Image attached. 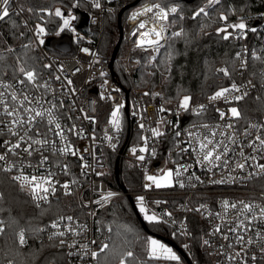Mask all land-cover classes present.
<instances>
[{"label": "built area", "instance_id": "1", "mask_svg": "<svg viewBox=\"0 0 264 264\" xmlns=\"http://www.w3.org/2000/svg\"><path fill=\"white\" fill-rule=\"evenodd\" d=\"M115 2L116 0H99L101 7L96 8L94 0H91L94 10L88 14V33L80 29L77 19L72 24L76 30L75 33L65 30L74 41L72 55L58 56L48 53L44 45L39 43L40 39H44L46 35L38 36L36 28H33L24 18L33 43L40 52L45 65H51V67H45V70L37 72V83L39 85L46 84L47 87L36 88L27 82L21 85L19 80L24 78L22 75L0 80V82L13 86L9 92L15 90L18 95L26 93L33 100V104L29 106L38 109L43 106V109H48L52 104H55L56 122L61 125L66 137V140L61 141L56 135L59 130L55 128V124L48 125L45 116L38 126L33 127V131L29 135L34 136L38 127L40 132L47 134L49 140L55 141L54 148L46 146L42 149L43 155L48 157L47 164L38 169L36 165L41 159L40 152H33L29 156L22 149L17 150L18 156L8 154L7 163L0 161L2 171L10 164L16 165L12 171H4L12 177L19 175L21 168L25 175L44 173L46 170L55 173L54 181H58L57 191L54 195L49 194L48 201H39V206L47 205L50 201L60 199V197L77 199L80 203V209L77 212H69L60 216L65 220L60 223L58 229H53L51 224L57 222L60 217L43 229L44 238L47 241H55L56 250L64 256L61 263L54 264H99L100 255L107 250L101 252V246L103 244L109 246L111 241L110 231L105 230L99 222L100 211L121 197L131 198L138 210L139 202L136 197L140 195L144 196L149 214H155L181 242V247L174 240H170L173 245L169 244L171 248L180 252V261H166L163 258L154 260H161L164 262L163 264H199L194 252L192 237L194 233L192 224L196 222L200 225L201 246L208 256L213 258V264H244L245 260H247V264H264V251L261 250L264 248V221L256 220L251 224H247L245 221L247 228L237 227L239 221L244 220L243 216H239V209L242 207L241 201L264 207V173L259 172L256 168L257 163L264 164V152L259 149L254 151L253 148L248 147V144L255 140L257 135L264 138V129L249 127L251 124L264 125V12L255 16V22H252L251 18L246 19L249 29L256 28V32L247 31L243 36L238 32L244 40L237 49V55L239 54L237 69L241 80L234 83L238 86L247 85L250 80L254 87L249 85L246 89H242V91H248V96L238 103L235 101L227 103L224 100L211 102L209 97L214 92L203 100H191L190 110L185 112L183 109H179L180 101H173L166 97L162 85L153 90L142 89L136 85L134 61L131 60L132 53L135 50H151L136 47V42L140 39V32L147 31V29L138 30V25L141 22H149L152 13L140 16L136 20H133L132 16L138 11H143L145 6L155 3L139 6L129 13L123 27L122 40L126 52L123 70L129 82V88L122 87L115 80L111 57L102 54L100 43L94 37L95 33L102 31L105 15L115 11ZM11 6L13 11L22 14L16 0H10V13ZM64 13L66 16L69 13L75 16L71 11ZM152 26V23L148 24L149 28ZM134 31L137 32L135 36L132 35ZM167 31L169 34V23H167ZM59 35L55 34V36ZM84 48H87L91 54L85 53L82 50ZM253 53L255 56H260L261 59H255ZM244 60L247 61L246 68L242 67ZM101 73H106V75H101ZM69 80L72 81L71 84H68ZM114 89H119V91ZM0 91H4V89L0 88ZM145 93L149 94L145 95ZM157 93L159 95H156ZM231 95H239V93ZM253 96L259 97L254 103L253 115L245 117L244 113L250 111L248 109L249 98ZM7 98L11 103V97ZM119 104H123L124 107L121 109V129L117 132L109 121L112 111ZM127 105L128 109L126 110ZM200 105H204V110L197 114L193 109H199ZM230 107H238L241 110L239 120L231 118L230 114L225 119H220L217 109L227 113ZM161 108H164L165 111H160ZM199 118H203L204 121H197ZM37 119L39 120V118ZM125 124L134 133L129 145L127 144L128 138L125 141L122 140ZM141 124L144 125L143 128L140 127ZM203 124L210 127L204 128L201 126ZM227 124H232L233 128L228 129ZM8 126H10V118L3 114V108L0 106V154L10 146L5 145L4 141L16 142L17 140V137L12 136L8 131ZM49 128L52 131H48ZM157 128L163 132L160 137H155L152 134L151 130ZM69 129L72 130L69 131ZM213 130L217 133L214 138L210 137ZM177 132L180 135L177 136ZM246 132L248 135H245ZM189 133L192 134L191 137ZM222 133L234 135L237 143L230 144L227 135H222ZM196 135H199L202 140L209 137L214 141L223 140L225 144H228L232 149L225 157L231 161L228 167L221 166L208 171V166L197 164L196 153L189 148V142L192 147L198 146V141L194 139ZM107 136L112 137L111 141L106 139ZM143 137L148 138L149 153L137 151L136 155H133L131 151L133 148L138 150L144 146ZM34 138L42 137L34 136ZM69 144L77 150L76 156L70 153L61 154L59 151ZM186 148L189 150L183 151ZM153 150L155 151L154 156L151 155ZM241 151L245 155L255 156L256 159H250L243 171L233 170L235 162H243L240 156ZM81 155L84 157L83 160L79 159ZM113 155L117 156L119 160L122 158L130 161L138 167L142 179L137 188L116 189L109 185L104 174L110 157ZM139 155L145 156L144 161L137 159ZM85 163L89 165L87 169L83 168ZM29 164L32 167H28ZM65 165H67V172L64 170ZM169 168L174 173L177 169L180 170L181 175L174 176V181H182L184 187H180L179 183H175L174 187L167 190H159L155 186L151 189L144 187L145 184L150 183L146 180V174L160 175L162 174L161 170ZM185 168L187 171L184 170ZM97 173H102V175H97ZM249 173L255 174L250 176ZM196 176L200 177V180H196ZM73 180L77 183H72ZM219 180H224V183H214ZM14 181L22 188L19 181ZM64 183L70 185L71 195L65 194V190L61 187ZM23 190L30 193L27 189ZM108 191L117 195L107 203L103 201L100 204L95 203ZM225 201L229 205L236 203L237 209L230 207L225 209ZM254 211L259 213L258 208ZM165 213H171V216H167ZM245 215L251 219V213ZM69 216L73 218L71 222L66 219ZM69 223H71L74 232H79L80 235H74L73 232L67 231ZM217 227L221 229L220 232L215 231ZM230 229H235V231ZM57 231H64L66 234L64 237L53 236V233ZM257 233H259L260 239L257 238ZM225 236L227 239H224ZM240 236L244 237L243 241L239 240ZM61 239L66 241L64 246L59 243ZM249 239L253 241L252 244L247 243ZM203 240H207L208 244H204ZM73 242L77 244V247L69 248L67 245ZM81 245L87 246L88 254H85L86 249ZM91 251L98 252V258H92ZM237 252H240L241 255L236 256ZM253 255L256 257L255 260L251 258ZM149 257L152 258L151 253H149ZM228 257L233 259L230 260Z\"/></svg>", "mask_w": 264, "mask_h": 264}, {"label": "trees", "instance_id": "2", "mask_svg": "<svg viewBox=\"0 0 264 264\" xmlns=\"http://www.w3.org/2000/svg\"><path fill=\"white\" fill-rule=\"evenodd\" d=\"M137 0H116L115 11L104 17L102 31L95 33L94 37L100 43V50L106 57H111L119 40L118 13L125 6ZM204 0H141L136 6L124 12L122 16L123 27L129 13L142 5L159 3L165 8L177 6L180 12L170 16L175 23L169 27L172 32L183 29L182 37H172L165 47L156 54L155 60L149 52L135 53L137 66L135 67L136 85L142 89L153 90L162 85L166 97L173 101H180L184 95L192 97V101H200L213 94L221 87H228L240 81L238 75L237 49L243 38L238 31L229 29L232 37L223 39L225 33H219V28L225 27L221 15L228 17L227 22L238 18H251L264 12V0H220L213 5L208 15L193 19V13ZM21 13L13 11L6 20L0 23V80L21 76L18 68L23 65L26 69L36 72L45 70V62L33 43L24 18L33 28L42 26L46 29L44 48L48 53L58 56L72 55L74 41L64 31L59 36L55 33L62 26V21L55 16V10L71 11L81 22L94 9L91 0H16ZM53 15L49 16L48 12ZM182 15L183 19L179 16ZM240 37V38H237ZM248 38L246 39V41ZM13 49L14 51H9ZM124 52L123 42L120 45L117 58L113 64L114 78L122 87L129 88L123 68H118L117 59ZM171 54V59H169ZM220 68H227L230 77L218 72ZM245 117L253 115L256 97L249 98ZM126 118V115H124ZM197 121H204L203 118ZM134 133L125 124L122 140L128 138L131 143ZM1 138V136H0ZM117 156H111L104 178L109 185L116 189H135L141 184V172L138 167L125 159L119 160V174L116 176L115 166ZM0 220L5 223L4 233L0 235V264H54L61 263L64 256L56 250L55 241H47L43 236L44 227L56 218L69 212H77L80 203L77 199L60 197L47 205L37 206L30 193L18 186L12 176L0 169ZM138 210L134 209L128 197L114 200L102 209L98 215L99 222L108 230L111 228V241L108 249L99 257V264H115L126 253L131 251L133 257L126 258V264H163L161 260L150 259L146 253L147 236L155 235L167 240L171 238L172 231L162 223H146ZM145 224V225H144ZM25 230L26 245L18 242V232ZM131 228L132 231H126ZM194 252L199 264H213L214 260L208 256L201 246L202 235L200 225L192 224ZM179 240V239H178ZM180 241V240H179Z\"/></svg>", "mask_w": 264, "mask_h": 264}, {"label": "snow or ice", "instance_id": "3", "mask_svg": "<svg viewBox=\"0 0 264 264\" xmlns=\"http://www.w3.org/2000/svg\"><path fill=\"white\" fill-rule=\"evenodd\" d=\"M210 5H215L220 3V0H208ZM9 4L10 0H0V21L6 20L10 16L9 11ZM94 6L96 8H100L101 5L99 3V0H94ZM180 12V9L178 7H171L170 9H166L165 7H161L159 3L152 4L151 6H145L143 11H138L133 14L132 19L136 20L140 16L146 15L148 13H152V16L150 18L149 22H141L138 25V30L141 29H147V31L140 32V39L136 42V47L144 50L151 49L155 51L156 53H159L160 49L165 47V42L171 39L172 37H182L184 35L183 29L180 31L172 32L170 35L167 31V23L174 24V20H170V16L176 15ZM55 16L59 17L62 21V26L59 28V31L56 32V35H59L60 33L64 32L65 30L72 31L73 33L76 32L75 28L72 27L73 21L76 20V16L71 15L70 13L66 16L64 12H62L59 8L55 10ZM201 14L207 16L208 13L205 11L204 7L199 8L198 11H195L193 14V19L196 17L201 16ZM48 15H53L52 12H48ZM180 19H183V16H179ZM220 19L225 22L226 26L219 28L217 30L219 33H225L223 36V39L228 40L230 37H232V32L229 31V28H231L234 31H238L241 36H243L247 31L256 32V28L249 29L248 25L244 22L243 19L240 20L239 23H232L228 24V17L226 15H221ZM167 22V23H164ZM152 23V27H148V24ZM38 36H45L47 35V31L42 26H37ZM133 36L137 35V32L134 31L132 33ZM78 37V34H77ZM79 38V37H78ZM240 38V37H237ZM40 44H44L45 41L41 38L39 41ZM85 53H89V50L87 48L82 49ZM9 51H14L13 49H9ZM91 54V53H89ZM255 59L259 60L261 59L260 56H255V53H253ZM237 58H239V54L237 55ZM169 59H171V54H169ZM153 60H155V57H153ZM247 61H242V67L246 68ZM45 67H51V65H45ZM19 73L22 74L24 77L23 79L19 80V83L21 85H24L25 82L33 85L36 88H39L41 86L47 87V85H39L37 83V72L34 69H26L23 65H20L18 68ZM218 72L223 73L224 76L230 77V72L227 68H220L217 70ZM101 75H106V73H101ZM59 79V77H57ZM72 81L69 80L68 84H71ZM249 85H252V82L249 80L247 85H240L238 86L236 83H232L230 87H221L218 91H216L213 95L209 97V101L214 102L217 100H224L227 103H231L233 101L240 102L245 99V97L248 96V91L242 89H246ZM254 87V85H252ZM0 88H3L4 91H0V106L3 108V114L7 115L10 118V126H8V131L11 133L12 136L17 137L16 142L11 141H4L5 145H10L6 148L5 152L0 154V161H3L7 163L8 161V154H11L13 156H18L19 152L17 150H21L25 153H27L29 156L33 154V152H40L41 159L39 160L36 167L39 169L47 164L48 157L43 155L42 149H44L46 146H50V148L55 147V141L49 140L47 138L46 133H42L39 131V128H36V131L34 133L35 137H42V138H34L33 135H29L30 132L33 131L34 126H38L40 122L44 120V117H47V124L52 125L55 124V128L59 131L56 132V135L60 138L61 141L66 140L64 131L61 129V125L56 122L57 118L54 115L56 105L52 104L51 107L48 109H43V106H41L40 109L29 106L33 104V100L29 98V96L26 93L17 94L15 90H12L9 92V89H12L13 86L11 84L0 82ZM115 91H119V89H114ZM232 93H239V95L232 96ZM149 93H145V95H148ZM156 95H159L157 93ZM8 96L11 97V103H9ZM103 98V97H102ZM256 99H259V97H256ZM191 100L192 97L189 95H184L179 102V109H183L185 112L190 110L191 106ZM38 103V101H37ZM124 107L123 104H119L115 107V109L111 113V119L109 123L111 124L112 128L116 130L117 132L121 129V109ZM196 111L197 114H200L204 110V105H200L199 109H193ZM160 111H165L164 108H161ZM219 112L220 119H225L228 114H230L231 118H235L239 120L241 118V110L238 107H230L228 109V112L220 111ZM39 118V120L37 119ZM88 119H92L91 117H86ZM204 128H209L210 126L207 124L201 125ZM141 128L144 127L143 124L140 125ZM219 127V126H217ZM226 127L228 129H232V124H227ZM249 127L255 128V129H264V125H256L251 124ZM72 129H69L71 131ZM48 131H52L51 128L48 129ZM152 134L155 137H160L163 135V132H161L158 128L152 129ZM176 135H180L179 132L176 133ZM217 133L216 131H211L210 137L214 138L216 137ZM222 135H227L228 141L230 144H236V137L234 135H228L227 133H222ZM245 135H248L246 132ZM189 136L191 137L192 134L189 133ZM205 137L203 140L200 138L199 135H196L194 139L198 141L197 147H192L191 142H189V148L192 152L196 153L197 159L196 163L199 165H206L208 166V171H212L213 168L216 167H228L229 163L231 162L229 159H225V157L228 156V154L232 151V149L229 147L228 144H225L223 140L214 141V139ZM106 139L111 141L112 137L107 136ZM144 140V146L140 147L138 150L137 148H133L132 154L136 155L137 151L141 153H149V148L147 147L148 144V138L143 137ZM258 142V144H257ZM223 145V147H221ZM23 146V147H22ZM38 146V147H33ZM242 146V145H241ZM248 147L253 148V150L259 149L260 151L264 152V138L257 135L255 137V140H253L251 143L248 144ZM189 149H183V151H188ZM61 154H71L73 156L77 155V150L73 149L71 145H66L65 147L59 149ZM151 155H155V151L153 150L151 152ZM240 156L242 157V161H237L234 164V169H239L243 171L246 167L247 162L251 160H255V156H248L243 153V151L240 152ZM80 160H83L84 157L81 155L79 157ZM137 159L139 161H144L145 156L139 155L137 156ZM15 164H10L8 167L4 168V171H12L13 168H15ZM28 167H32L31 164L28 165ZM89 165L87 163L83 164V168L87 169ZM256 168L259 170V172L264 173V164L257 163ZM65 172H67V165L64 166ZM187 171V168L184 169ZM161 175H151L146 174V180L150 183L145 184L144 187L146 189H151L153 186L155 188H170L174 187L175 183H179L180 187H184V183L182 181H174V176L179 177L181 175V172L179 169L173 172V170H161ZM255 173H249V175H254ZM97 175H102V173H97ZM55 173L51 171H47L44 173H37V174H31V175H25L23 169L21 168L20 174L13 176L12 178L16 181H19L21 184V187L23 189H27L31 195L33 200L37 202V206L39 207V201H48L49 194L54 195L57 191V183L58 181H54ZM196 180H200V177L196 176ZM235 179V177H233ZM72 183H77V181L73 180ZM214 183H224V180L214 181ZM61 187L65 190L66 195H71L72 193L69 191L70 185L68 183H64L61 185ZM115 195H117L114 192L108 191L106 194L101 196L100 200L95 201V203L100 204L101 201L107 203L110 201ZM0 199H3L2 194H0ZM137 201L139 202V211L143 213L144 219L147 220L149 223H161L162 221L155 215V214H149L148 208L145 206V199L144 196L140 195L136 197ZM157 203H160L157 201ZM242 207L239 209V216H243L244 220H240L237 224L238 228H247V225L245 224V221H247V224H251L253 221L260 220L264 221V207L252 204V203H245L243 201L240 202ZM237 209V204L232 203L229 205L227 201L224 202V208L228 209ZM258 208L259 213L257 214L254 209ZM246 213H251V219ZM167 216H171V213H165ZM67 221L71 222L73 218L71 216L66 218ZM65 220L64 217H60L57 222H54L51 224V227L53 229H58L60 226V223H62ZM4 221L0 220V235L4 233ZM111 231V228L108 229ZM231 231H235V229H230ZM40 231H43V229H40ZM67 231L73 232L74 235H80L79 232H74V230L71 227V223L67 225ZM126 231L131 232V228H126ZM216 232H220L221 229L217 227L215 229ZM64 231H57L53 233V236H59L64 237L65 236ZM51 238V237H50ZM257 238L260 239L259 233H257ZM224 239H227V236L224 237ZM240 241L244 240L243 236L239 237ZM18 242L20 245H24L26 243L25 238V230L23 228L20 229L18 232ZM60 245L64 246L66 244V241L64 239L60 240ZM248 244H252L253 241L249 239L247 241ZM204 244H208V241L205 240ZM69 248H75L77 247V244L75 242L67 245ZM81 247L86 249L85 254H88L87 246L81 245ZM187 247V246H185ZM106 249H108V244H103L100 248V251L103 252ZM264 251V248L261 249ZM149 251L151 253V257L153 259H160L163 258L165 260H172V261H179L180 257L176 255L175 252L170 247H167L165 244L161 243L160 241L156 239H150L149 240ZM69 255H72V253H69ZM99 253L96 251H91L92 258H98ZM241 253L237 252L236 256H240ZM134 253L131 251H128L126 253V258L133 257ZM126 258H122L120 260V264H126ZM253 260L256 259V257L253 255L251 257ZM228 259H233L232 257H228ZM11 264V261L9 262ZM244 264H247V260L244 261Z\"/></svg>", "mask_w": 264, "mask_h": 264}, {"label": "rangeland", "instance_id": "4", "mask_svg": "<svg viewBox=\"0 0 264 264\" xmlns=\"http://www.w3.org/2000/svg\"><path fill=\"white\" fill-rule=\"evenodd\" d=\"M175 7H177V6H175ZM201 7H204V8H205V11L208 13L209 9H210L211 7H213V5H210L209 2H208V0H204L203 2H201V4L199 5V7L196 9V11H198L199 8H201ZM193 14H194V13H193ZM241 19H243L245 23L247 22L246 19L240 17V18H238V20H236V21H231V22H227V23H228V24L239 23ZM225 26H226V24H225ZM169 27H170V23H169ZM229 29H231V28H229ZM37 32H38V28H36V33H37ZM42 39H43V38H42ZM43 40L45 41V38H44ZM161 49H162V48H161ZM161 49H160V51H161ZM137 51H140V52H149V53H151V54L153 55V57H154L156 54H158V53H156L155 51H152V50H148V51L135 50V51L132 53V58H131V60L134 61V63H133V67H136L137 64H138L137 59L135 58V53H136ZM160 51H159V52H160ZM125 54H126V52H125V49H124V52H123L122 56H120L119 59H117V60H118V61H117V66H118V68H123V65H124V64H123V60H124ZM169 169H170V168H169ZM169 169H167V170H169ZM171 170H172V169H171ZM160 175H161V174H160ZM170 188H171V187H170ZM167 189H169V188H160L159 190H167ZM138 212L141 214V216H142L143 219H144V215H143V213H141V212L139 211V208H138ZM144 221H145L146 223H149V222H148L147 220H145V219H144ZM174 237H175L174 234H172L171 238L173 239ZM150 239H156V240L160 241L161 243L165 244L167 247H170L168 243H166L164 240L160 239L159 237H157V236H155V235H149V236H147V240H146V253H147L148 258H150V257H149V253H150V251H149V240H150ZM174 241L179 245V247H181V242H180L178 239H175ZM203 241H204V240H203ZM170 248H171V247H170ZM171 249L173 250V252L176 253L177 256L180 257V259H179V261H180V260H181V254H180V252H179L177 249H175V248H171ZM150 259H152V258H150ZM166 261H167V260H166ZM166 263H168V262H166ZM115 264H120V261H119L118 263H115Z\"/></svg>", "mask_w": 264, "mask_h": 264}, {"label": "water", "instance_id": "5", "mask_svg": "<svg viewBox=\"0 0 264 264\" xmlns=\"http://www.w3.org/2000/svg\"><path fill=\"white\" fill-rule=\"evenodd\" d=\"M141 0H137L135 3L131 4V5H128V6H125L124 8H122L120 10V12L118 13V25H119V40L114 48V51H113V54L111 56V65L113 66L116 58H117V54H118V51H119V48H120V45L122 43V40H123V25H122V16L124 14L125 11H127L128 9H130L131 7L133 6H136L140 3ZM80 29L82 31H84L85 33H88L89 32V29H88V16L86 18H84V20L81 22L80 24ZM128 96V95H127ZM128 109V105L126 106V110ZM122 151V150H121ZM115 173H116V176H118L119 174V159H117V162H116V166H115ZM133 208L136 210V207H135V204L133 202V200L131 198H129ZM141 221H143V219L140 217ZM145 225V224H144ZM160 239L164 240L165 242H167L168 244H171L173 245V243L170 241V240H167V239H164V238H161L159 237ZM175 246V245H174Z\"/></svg>", "mask_w": 264, "mask_h": 264}]
</instances>
